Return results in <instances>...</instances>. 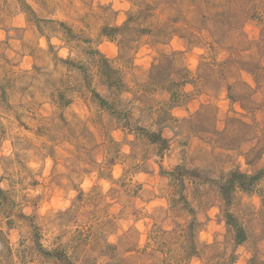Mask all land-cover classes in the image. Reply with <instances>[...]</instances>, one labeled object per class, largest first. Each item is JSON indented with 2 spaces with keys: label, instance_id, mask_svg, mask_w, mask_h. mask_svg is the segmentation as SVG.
Returning a JSON list of instances; mask_svg holds the SVG:
<instances>
[{
  "label": "clouds",
  "instance_id": "9594fccd",
  "mask_svg": "<svg viewBox=\"0 0 264 264\" xmlns=\"http://www.w3.org/2000/svg\"><path fill=\"white\" fill-rule=\"evenodd\" d=\"M0 264H264V0H0Z\"/></svg>",
  "mask_w": 264,
  "mask_h": 264
}]
</instances>
